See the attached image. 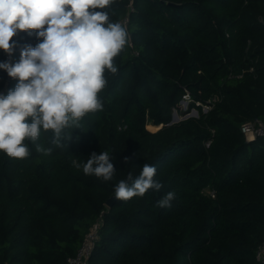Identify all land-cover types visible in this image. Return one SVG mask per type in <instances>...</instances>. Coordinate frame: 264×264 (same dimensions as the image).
Segmentation results:
<instances>
[{
	"label": "trees",
	"instance_id": "obj_1",
	"mask_svg": "<svg viewBox=\"0 0 264 264\" xmlns=\"http://www.w3.org/2000/svg\"><path fill=\"white\" fill-rule=\"evenodd\" d=\"M106 11L129 39L117 73H105L102 110L65 129L71 138L59 147L41 130L25 141L27 158L0 152V264H67L99 220L89 264H259L264 138L247 141L240 126L264 118V0H113ZM13 42L15 63L40 40L20 32ZM17 82L0 69V94ZM186 92L198 116L168 124L173 110L185 113ZM103 151L115 169L109 181L82 170ZM145 163L163 188L107 206ZM170 191L171 207H157Z\"/></svg>",
	"mask_w": 264,
	"mask_h": 264
},
{
	"label": "clouds",
	"instance_id": "obj_2",
	"mask_svg": "<svg viewBox=\"0 0 264 264\" xmlns=\"http://www.w3.org/2000/svg\"><path fill=\"white\" fill-rule=\"evenodd\" d=\"M113 0H0V50L9 58L20 32L36 35L35 46L24 44L18 62H0L14 89L0 94V152L15 159L29 156L25 141L35 143L41 130L53 133L52 143L61 146L69 127H79L88 113L103 108L99 93L107 86L105 73H117L115 58L124 50L129 34L125 26L110 21L106 11ZM36 151L48 155L52 148L36 144ZM107 151L92 153L82 165L85 175L104 181L115 169ZM128 162V158H125ZM77 167L81 165L77 164ZM157 169L145 163L137 177L129 172L114 189L117 200L159 192L163 184L154 179ZM131 182V183H129ZM175 192L156 202L171 207Z\"/></svg>",
	"mask_w": 264,
	"mask_h": 264
},
{
	"label": "built area",
	"instance_id": "obj_3",
	"mask_svg": "<svg viewBox=\"0 0 264 264\" xmlns=\"http://www.w3.org/2000/svg\"><path fill=\"white\" fill-rule=\"evenodd\" d=\"M129 10H132V6L129 5ZM128 21L127 17H124L122 20L123 24H126ZM7 61L10 59L8 55H6ZM183 98L187 99L190 102L191 98L188 92L183 95ZM216 100V97H212L208 103L202 104L206 108V111L210 109V106ZM205 112V111H204ZM241 133L244 135L247 141H252L257 137L264 138V118H253L246 120L240 126ZM210 140L205 141V145L208 146ZM100 225V220L95 222L83 235V238L76 248L74 254L69 255L66 258L67 264H89V257L93 251L95 246V242L98 238V228ZM255 258L259 264H264V240L263 242L256 248Z\"/></svg>",
	"mask_w": 264,
	"mask_h": 264
},
{
	"label": "rangeland",
	"instance_id": "obj_4",
	"mask_svg": "<svg viewBox=\"0 0 264 264\" xmlns=\"http://www.w3.org/2000/svg\"><path fill=\"white\" fill-rule=\"evenodd\" d=\"M179 103L181 104L182 110H185V113L180 114V113L177 112V110H173L174 111V116H175V117L173 116V118H174L175 121H173L172 123L177 122L176 120L179 121L181 119H184L185 116H188V117L189 116H198L197 109L195 107H190L189 106L190 102H188L187 99L182 97V99L180 100ZM201 110L202 111H206V108L204 106H202ZM147 127L150 130L153 129V126H151L150 124H147Z\"/></svg>",
	"mask_w": 264,
	"mask_h": 264
},
{
	"label": "water",
	"instance_id": "obj_5",
	"mask_svg": "<svg viewBox=\"0 0 264 264\" xmlns=\"http://www.w3.org/2000/svg\"><path fill=\"white\" fill-rule=\"evenodd\" d=\"M173 116H174V111L172 112V118H171V120H170V122L168 123V124H171L173 121H175L174 120V118H173ZM175 117V116H174ZM188 116H185V118H187ZM176 121H178V120H176ZM115 196H111V197H109L107 200H106V202H105V204L107 205V206H111L112 205V203L115 201Z\"/></svg>",
	"mask_w": 264,
	"mask_h": 264
}]
</instances>
